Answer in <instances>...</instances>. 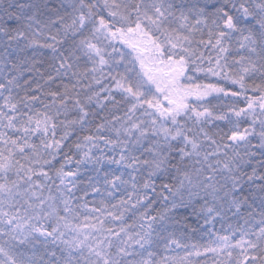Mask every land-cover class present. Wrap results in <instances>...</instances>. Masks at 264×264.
<instances>
[{"label":"snow or ice","instance_id":"1","mask_svg":"<svg viewBox=\"0 0 264 264\" xmlns=\"http://www.w3.org/2000/svg\"><path fill=\"white\" fill-rule=\"evenodd\" d=\"M0 264H264V0H0Z\"/></svg>","mask_w":264,"mask_h":264}]
</instances>
